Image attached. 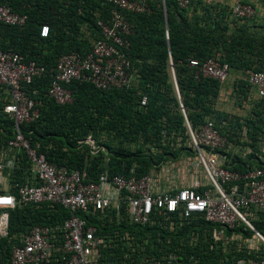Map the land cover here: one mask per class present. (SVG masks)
Listing matches in <instances>:
<instances>
[{"label":"built area","instance_id":"2783aa9c","mask_svg":"<svg viewBox=\"0 0 264 264\" xmlns=\"http://www.w3.org/2000/svg\"><path fill=\"white\" fill-rule=\"evenodd\" d=\"M174 1L187 9L196 0ZM100 2L109 7L105 15L97 14L98 35L86 52L63 53L48 68L17 51L0 48V84L8 95L3 112L14 126L6 160L0 150V185L6 169L8 175L13 173L18 152L29 162L28 175L15 183L16 195L0 191V235L7 234V210L17 203L59 205L68 213L62 221L34 225L22 234L11 246L8 264H264V137L257 141L255 151L244 122L236 125L233 119H224L217 125L214 118L206 116L198 129H192L180 104L195 153L194 161L187 164L192 183L178 186L173 179L165 188L160 186L158 172L138 173L137 164L111 173L108 157L96 180L90 179L84 168L69 169L49 162L39 143L33 144L22 133L21 124L40 114V101L25 88L34 78L48 76L47 96L61 105L73 101L68 85L74 80L101 90L132 84L128 38L134 24L128 13L144 12L148 5L145 0ZM232 13L248 19L256 10L249 3L237 2ZM27 19V13L0 1L1 23L22 27ZM49 32L48 24H40V37ZM188 64L195 77L206 76L220 83L230 72L227 62L214 57L191 58ZM245 81L257 98H264V71L247 70ZM147 100V95L141 94L139 106H145ZM78 142L88 143L91 153L98 150L91 136ZM92 218L104 224L124 219L130 228L114 227L103 233ZM151 240L165 245L153 248ZM115 252L119 262L105 260Z\"/></svg>","mask_w":264,"mask_h":264},{"label":"trees","instance_id":"16d2710c","mask_svg":"<svg viewBox=\"0 0 264 264\" xmlns=\"http://www.w3.org/2000/svg\"><path fill=\"white\" fill-rule=\"evenodd\" d=\"M0 1L13 10L28 15L27 22L22 27L0 22V48L17 51L27 60H35L48 68L63 53L72 50L88 51L90 42L81 32V25L85 24L90 35L96 37V16L105 15L109 7L102 5L100 0ZM145 1L148 5L146 11L128 13L134 24L133 34L128 38V56L133 70L138 68L142 80L141 89L128 86L101 90L89 82L74 80L68 85L73 101L61 105L47 96L50 80L48 76L34 78L26 85L27 92L39 100L41 105L39 116L21 124V131L33 144L39 143V150L49 162L69 169L84 168L88 177L94 180L103 169L106 157L111 173L123 172L134 164L138 165V173L148 172L155 160L124 150V146L120 145L121 141L137 142L141 139L145 142L153 141L164 148L159 141L162 137L159 130L162 127L167 131L173 128L184 130L185 117L192 129H198L206 116L214 118L217 125L224 119H233L236 125L242 121L249 128L251 146L257 150V141L264 137V111L260 108L261 105L245 117L216 110L214 103L221 83L206 76L195 77L194 69L188 63L191 58L202 61L214 57L227 62L230 69L264 71V34H227L225 10H217L213 5H206L200 0L191 3L189 8L192 14L189 18L182 14L189 8L183 9L174 0H165V27L162 0ZM42 23L49 26L47 37H40L38 34ZM169 66L174 72L179 98L175 85L169 80ZM247 85L251 88L248 83ZM33 90H36L35 94L32 93ZM0 91L6 93L0 102V147H4L14 137V126L13 120L3 112V105L8 100L4 85L0 84ZM244 92L243 90L242 93ZM141 94H146L148 98L143 107L139 106ZM221 129L225 130V127ZM100 131L107 134L112 131L118 136V143L115 146L101 144L97 137ZM87 136H91L99 146L97 152L91 153L88 143L78 142L85 140ZM101 146L107 150L104 151ZM251 156L252 154L249 155ZM161 157L162 154L158 156ZM28 168L29 162L24 153L18 152L16 167L10 180L11 191L15 195V183L24 180L29 173ZM7 211V234L0 240V264H8L11 246L19 242L14 236H21L34 225H51L68 216L67 211L59 205L48 203H17ZM91 220L103 233L114 227L130 228L124 219L120 223L112 221L105 224L96 218ZM151 233L155 234L156 231ZM163 241L167 242L166 238ZM165 242L155 243L151 240V246L164 247ZM105 260L119 262L120 258L115 252L107 255Z\"/></svg>","mask_w":264,"mask_h":264},{"label":"rangeland","instance_id":"374dc122","mask_svg":"<svg viewBox=\"0 0 264 264\" xmlns=\"http://www.w3.org/2000/svg\"><path fill=\"white\" fill-rule=\"evenodd\" d=\"M87 28L88 27L85 24L81 25V32H83V34L86 35L85 39L90 42L93 38V35H90V33L87 31L88 30ZM216 54L219 55V53H216ZM168 70H169V76H170L169 80L174 85L173 73H172L170 66ZM235 70L234 68H231L229 73H233ZM247 70L240 71L241 72L240 76L236 77L235 81H232V83H229V84L225 83V85H223V88H222V92H225V94H228L230 92V94L228 95L229 98L226 102L229 104V107H231V110L238 109V112H239L238 116H243V117L250 114L251 111H253L255 107L259 108L258 105H261L260 108H263V111H264V100L257 98L256 95L254 94V91L247 85L245 81ZM135 87L140 88V89L142 88V80L140 79L138 68H134L133 70L132 84L129 86V88L133 89ZM243 90L245 91L244 93H242ZM5 94H6L5 92L0 91V102L5 97ZM178 130H180V132H178ZM159 133L162 136L159 141L161 142L163 146H165L164 148L157 145L153 141L145 142V141H141V139L140 141L138 140L137 142L129 141V142L123 143V141H121L120 145L124 146V150L135 152L136 153L135 155H138V156L146 155V156L153 158V160L155 161H153L149 170L156 171L159 174L161 172H165L167 175L168 173H170L172 176L170 178V181L173 179L175 180L176 174H174V171H173L175 164L179 163V164L187 165L189 164V162L194 161L193 159L195 157L194 148L189 142V134H188L186 127L184 130L173 128V129H170V131H167L165 127H162L159 130ZM97 137L100 140L101 144L106 143V144H109L110 146L111 145L115 146L118 143L117 141L118 136L115 135L112 131H110L109 134L103 131H100ZM101 147L102 149H104V151L107 150L104 146H101ZM0 150L5 155L4 160H6L8 153H11L10 150H8L7 146L0 147ZM160 154H162V157L158 158ZM7 173H8V170L6 169L3 172V175L6 178L3 179V182L0 185V191H5L8 193L14 194L11 191V184H10L12 175H10L11 173L9 175ZM197 173L201 174L200 168L197 170ZM165 183L167 184V182ZM3 237L4 236L0 235V240ZM13 238L14 239L16 238L19 241L20 235L14 236Z\"/></svg>","mask_w":264,"mask_h":264},{"label":"crops","instance_id":"0c3cea01","mask_svg":"<svg viewBox=\"0 0 264 264\" xmlns=\"http://www.w3.org/2000/svg\"><path fill=\"white\" fill-rule=\"evenodd\" d=\"M212 2L213 3L211 5H213V8H216L217 10H225L224 14L227 16L226 21L228 26L227 34H231L233 32H239L245 34L246 36L254 33L264 34V0H212ZM237 2L251 4L256 10V15L253 18L248 19L236 18L232 13V8ZM182 14L189 18L192 14V10L189 8L188 10L182 12ZM240 71L242 70H235L233 73H229L227 79L221 83L218 97L214 103V108L216 110L225 112L229 115H239L238 109L231 110V107H229V104L226 102L229 98L228 95L230 92L225 94V92H222V88L225 83L229 84L232 83V81H235L236 77L240 76ZM173 171L174 174H176L174 182L179 184L178 186H189L192 183V179L190 177L191 175L189 174V167L186 164H175ZM171 177L170 173L167 175L165 172H161L159 174L160 186L164 188L169 186ZM165 182H167V184Z\"/></svg>","mask_w":264,"mask_h":264},{"label":"water","instance_id":"95a60500","mask_svg":"<svg viewBox=\"0 0 264 264\" xmlns=\"http://www.w3.org/2000/svg\"><path fill=\"white\" fill-rule=\"evenodd\" d=\"M162 6H163V15H164V25H165V27H167V19H166V12H165V8H164V2H162ZM171 70H172V73H173V79H174L175 89H176V92H177V95H178V98H179V92H178V87H177L176 79H175V76H174L173 69H171Z\"/></svg>","mask_w":264,"mask_h":264}]
</instances>
